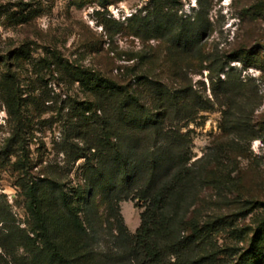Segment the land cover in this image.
<instances>
[{
  "label": "rangeland",
  "instance_id": "374dc122",
  "mask_svg": "<svg viewBox=\"0 0 264 264\" xmlns=\"http://www.w3.org/2000/svg\"><path fill=\"white\" fill-rule=\"evenodd\" d=\"M72 1L55 0L51 12L26 26L10 25L3 14L0 54L29 44L38 58L52 45L121 87L106 106L86 112L80 103L96 93L86 82H70L57 71L40 76L26 65L22 87L25 96L37 95L39 105L26 106L16 123L0 99V203L6 217L0 264H47L26 192L33 182L53 234L68 249L75 234L59 205L60 191L74 204L88 233L75 240L77 252L69 249L80 264H138L134 237L148 203L135 191L116 200L101 172L117 149L142 153L166 148L170 140L186 143L196 176L188 211L194 225L187 233L200 231L193 249L199 264H264V0H165L167 10L180 16L205 13L197 54L176 44L179 31L166 15L159 28L141 27L153 0H114L107 8L97 2L77 8ZM221 64L229 65L221 80L234 68L238 93L220 91ZM101 118L108 120L109 139Z\"/></svg>",
  "mask_w": 264,
  "mask_h": 264
},
{
  "label": "trees",
  "instance_id": "16d2710c",
  "mask_svg": "<svg viewBox=\"0 0 264 264\" xmlns=\"http://www.w3.org/2000/svg\"><path fill=\"white\" fill-rule=\"evenodd\" d=\"M54 1L18 0L7 2L0 5V18L5 14V19L10 25H31L37 19L52 11ZM153 1L156 4L149 11V15L142 19L141 27L145 31L159 28L166 15V18H169L170 22L179 31L174 37L176 44L186 52L197 54L202 47V36L207 30L203 25L205 13L199 10L194 15L180 16L177 10H167V1ZM172 1L177 2V0ZM89 2H97L107 8L114 0L72 1L77 8H82ZM131 17L130 19H134L137 15L133 14ZM35 45L38 44L35 43ZM43 48L45 52L38 58L32 56L29 44H23L14 51L9 50L5 54H0V99L14 122L20 121L21 118H17V116L22 113L26 106L35 105L36 103L39 105L37 95L30 93L25 96V90L22 87V71L25 70L26 65H31L40 76L46 70L50 72L57 71L70 82H86L88 89L96 91L93 94L94 100L87 98L80 103L82 109L86 112L92 108L95 110L101 109L107 105L105 100L115 98L114 94L121 86L113 77L66 59L59 49L53 48L52 45H46ZM262 48L264 49V44ZM260 57L264 59V55ZM226 67H229V65L221 64L218 68L217 76L219 80L217 84L224 95L231 96L240 91V84L236 83L230 75L234 68H229L227 70L228 77L221 80L220 76L225 73ZM132 98L138 100L135 96ZM110 103L113 104V101ZM148 116L151 120H154L151 121L152 123L156 121L151 112H148ZM101 119L104 137L109 139L111 138L110 133L106 132L110 129L107 128L108 120ZM177 136L180 137L178 134ZM167 138L172 139L173 137L167 136ZM171 142L172 140L166 148L150 147L142 153L128 152L121 148L117 149L112 155L110 166L101 172V175L105 177L104 184H107L110 195L116 200L129 198L132 192L135 191L137 198L148 203L142 214L141 225L134 237V257L138 264H199L201 262V259H197L193 255L196 236H199L200 231H197L196 228L195 234L189 235L187 233L188 228L194 225L188 219V211L195 194L196 176L192 164H189L188 161L189 157L185 151L186 143L184 141H180L178 144L177 142L174 144ZM47 181L48 185L58 188L59 185L56 181L50 179ZM38 187L39 184L33 182L27 186L26 192L29 198V208L35 216L37 227L40 229L39 233L45 241L44 248H42V251L40 250L43 254V260L47 264H80L74 256L76 254H73V251L69 249L77 252L75 240L82 237V234L87 236L88 233L74 204L70 203L65 191L61 190L58 202L66 214L67 222L72 228V234H75V236L69 238L72 239L73 243L68 249L53 234L47 221V214L43 211L42 202L37 191ZM1 207L2 204L0 203V223L6 221ZM69 239H66V241L68 242ZM255 253V250H253L251 257ZM34 254V260L38 262L39 256L35 252Z\"/></svg>",
  "mask_w": 264,
  "mask_h": 264
}]
</instances>
